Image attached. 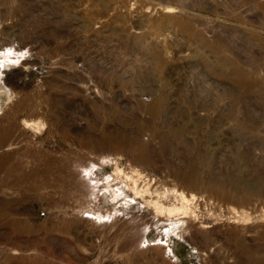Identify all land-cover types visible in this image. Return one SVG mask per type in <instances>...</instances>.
Returning <instances> with one entry per match:
<instances>
[{
  "label": "rangeland",
  "instance_id": "obj_1",
  "mask_svg": "<svg viewBox=\"0 0 264 264\" xmlns=\"http://www.w3.org/2000/svg\"><path fill=\"white\" fill-rule=\"evenodd\" d=\"M14 44L0 264H264V0H0Z\"/></svg>",
  "mask_w": 264,
  "mask_h": 264
},
{
  "label": "clouds",
  "instance_id": "obj_2",
  "mask_svg": "<svg viewBox=\"0 0 264 264\" xmlns=\"http://www.w3.org/2000/svg\"><path fill=\"white\" fill-rule=\"evenodd\" d=\"M17 45H11L7 48L0 50V90L9 94L12 89L5 83V72L12 71L14 68H20L21 65L30 58V52L26 49L16 50ZM27 68L28 66H25Z\"/></svg>",
  "mask_w": 264,
  "mask_h": 264
},
{
  "label": "built area",
  "instance_id": "obj_3",
  "mask_svg": "<svg viewBox=\"0 0 264 264\" xmlns=\"http://www.w3.org/2000/svg\"><path fill=\"white\" fill-rule=\"evenodd\" d=\"M172 251V250H171ZM173 252V251H172Z\"/></svg>",
  "mask_w": 264,
  "mask_h": 264
}]
</instances>
